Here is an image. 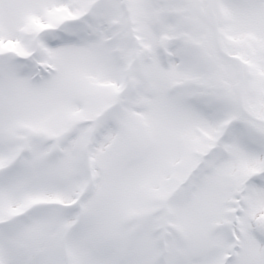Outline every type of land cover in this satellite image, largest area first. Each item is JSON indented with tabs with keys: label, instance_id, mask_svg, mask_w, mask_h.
<instances>
[{
	"label": "snow or ice",
	"instance_id": "1",
	"mask_svg": "<svg viewBox=\"0 0 264 264\" xmlns=\"http://www.w3.org/2000/svg\"><path fill=\"white\" fill-rule=\"evenodd\" d=\"M0 264H264V0H0Z\"/></svg>",
	"mask_w": 264,
	"mask_h": 264
}]
</instances>
